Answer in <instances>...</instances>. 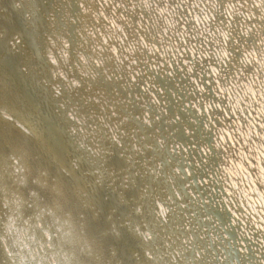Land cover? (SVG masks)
<instances>
[{"label":"bare ground","instance_id":"obj_1","mask_svg":"<svg viewBox=\"0 0 264 264\" xmlns=\"http://www.w3.org/2000/svg\"><path fill=\"white\" fill-rule=\"evenodd\" d=\"M166 1L49 0V8L53 12L45 16L46 7L40 6V0H0V183L6 186V193H9L7 197L1 196V202L8 203L11 191L18 196V199L14 198L8 206V211L14 215V219L5 216V220L0 221V254L1 252L4 254L2 257L8 264H31L32 260L33 264H56L57 254L63 256V252L58 253L55 248H50L54 240H48L49 245L46 241L41 242V234L44 239L47 238L46 224L41 228V233L32 227L33 217L47 208L54 209L58 214L53 224L56 237L70 234L73 239L82 243L87 242L89 248L97 246L91 234L85 232L79 225L80 215L72 214L53 202L48 193L43 192L41 197L29 201L22 195V190L29 188H48L61 199L51 189L47 176L42 171L52 173L53 163L65 157L69 147L60 138L62 133L64 138L68 136L76 138L74 132L67 131L69 124L62 120L61 111L67 109V112H70L68 111L70 109L80 114L78 110L83 103L86 104L89 115L95 119L97 127L106 131L97 132L93 141L87 142L93 145L92 148H96L94 153L101 149L105 154H109L104 160L105 169L100 180L109 186L110 192L98 208L107 211L112 207L122 216L123 209L127 207L130 222L138 223L141 231L149 230L151 234L150 240L143 241L135 229L131 227L130 232L120 225L122 234L132 248L129 253L132 264L231 262L230 259H223L220 263L219 258L214 260L213 245L224 244L219 240L215 227L211 225L207 211L202 209L198 199L192 197L190 186L186 184L187 179L174 172L175 162L167 159L161 147L163 142L159 136L163 139L167 137L183 139L187 126H190L185 122L191 120L190 114L185 111L179 112L182 118L177 119V123L168 120L178 114L175 109L181 105L171 103L168 98L161 96L163 102L160 110L163 111V107H167L169 111L163 116L162 122L160 121V129L150 128L143 137L139 135L137 138L138 130L131 131L128 121L121 116L126 107L118 105L116 101L128 95V91H133L134 94V88L125 83L124 79L131 80L135 74L132 59L142 58L145 61L143 53L139 50L141 47L147 51H155L159 61L164 60L168 72L170 63L173 62L176 66L175 62L180 59L185 64L187 74L190 75L191 66L181 54L184 53V49L200 64L201 58H205L204 71L212 78L210 87L217 98L198 99L207 118L203 124L211 126L213 146L218 156L215 155L208 161L205 146L201 144L203 156L200 158L202 165L200 170H204L208 180L201 175L194 176L206 184L208 191H214L217 201L229 212L230 217L236 218V236L238 239L247 240V243L238 240V250L243 258H247L245 251L248 247L253 250L250 255L252 262L261 264L264 260L262 241L264 215H261L264 213V23H260L264 17V3L257 4L256 0H223L221 4L223 20L213 22L212 11L219 7L215 0H176L174 5ZM180 5L184 6L187 20H190L189 32L185 30L183 24L186 19H181L182 13L178 12ZM76 6L82 12L80 18H76L78 15ZM139 7L145 14L138 11ZM124 10L133 12L134 15L130 16ZM233 15H237L235 20ZM71 17L77 20L73 21ZM51 18L52 22H49ZM132 21L139 28L137 31L134 30ZM175 25H178V29ZM234 28L236 34L242 36L252 34L254 41L253 46L241 44L239 57L233 64L232 76L225 78L218 71L227 57L229 33L225 29L233 31ZM197 36L200 37V41L196 40ZM14 37L15 45L11 42ZM49 40L55 44V48L51 49V61L47 55L50 48ZM60 40L66 42V47ZM232 41L237 45L236 38H231ZM61 52L64 55H60ZM76 58L79 63H76ZM209 58L215 64L208 62ZM91 61L96 62L98 68H106L118 75L119 81H116L119 83L106 80L107 77L93 78L91 76L93 73L88 67ZM159 61L156 63L158 67ZM143 74V78L132 82L139 86L141 82L151 83L153 75L144 72ZM75 75L87 78L91 76L90 83L81 86L85 94L75 95V88L71 87V84L64 83L63 79L59 80V76H65L68 80L74 81ZM196 76L198 77V73ZM220 76L223 77L222 80L219 79ZM161 78L166 80L162 75ZM190 80L199 91L202 89L191 75ZM206 82L208 83L207 80ZM167 91L172 95V91L175 92L176 89L171 87ZM91 94L94 95L95 101L88 99V95ZM133 96L145 107L141 93ZM148 97L152 100L151 110L160 111L157 99L150 92ZM219 97L223 98L222 105L218 103ZM103 104L109 106L113 104L111 108L116 114L101 121L96 111L99 109L104 112L110 109H100ZM193 106L198 108L196 104ZM210 106L220 109L221 117H217L218 124L209 117ZM127 108L131 112L130 116L134 109L129 105ZM142 111L144 114L142 119L147 122L144 119L146 110ZM1 114L11 116L13 121L1 117ZM212 115L216 118V114ZM80 121L84 119L80 118ZM17 123L27 126L29 132H22ZM116 128L119 129L117 132ZM111 134L114 136L116 134V141L110 144L105 137ZM81 137L80 135L78 139ZM118 140L121 141L120 144L117 143ZM46 141L57 145L54 149H48ZM76 142L83 143L82 140ZM23 145H26L25 150L20 148ZM129 146L134 149H130ZM142 149L145 150L141 151ZM140 153L149 157L147 162H141L142 166L137 165L140 162ZM9 156L21 160L31 172L24 168L13 170L9 164ZM34 160L40 163V172L37 171ZM194 160L193 158V163L196 164ZM73 170L78 173L80 166ZM184 171L187 175L185 169ZM39 175H42L46 182H37L35 179ZM177 178H180V182H176ZM59 180L63 186L86 191L91 202L94 190L99 186L98 182L94 184L83 177L78 184ZM0 190L1 193L4 191L1 186ZM79 196L86 199L82 191ZM151 199H154L153 204L157 203L159 209L161 204L165 207L161 205V209L157 211L160 216L155 213L159 220L151 215L147 206ZM170 199L174 201H170L172 209L166 211V205L169 204L167 201ZM63 203L65 204L64 201ZM131 207L135 209L132 210ZM153 211L156 212L154 208ZM191 217L198 220L199 227L196 222L189 220ZM9 218L12 230L6 231ZM13 220L18 228L12 223ZM35 225L39 227L40 223L37 221ZM255 230L258 231L254 233ZM29 241H35V246L30 247ZM251 242H257L258 245L255 246L257 248L251 246ZM259 245L262 246V252ZM9 247L18 251L23 249L24 254L9 251ZM195 251L200 252L196 257ZM143 253L149 256L144 257ZM83 254L91 263L94 262L92 252L91 258L87 251ZM233 262L234 260L232 264ZM244 264L250 263L244 261Z\"/></svg>","mask_w":264,"mask_h":264},{"label":"water","instance_id":"obj_2","mask_svg":"<svg viewBox=\"0 0 264 264\" xmlns=\"http://www.w3.org/2000/svg\"><path fill=\"white\" fill-rule=\"evenodd\" d=\"M175 1L176 0H167L166 2L168 4L174 5ZM215 1L217 2L219 7L217 10L212 11V21L213 22L222 21L223 15H222V10H221V4L223 0H215ZM40 2L42 3V5H44L41 0ZM76 9L78 12V15L76 16V18H80L81 10L78 8V6L76 7ZM138 9H139L138 11H140L142 14H145L142 8L139 7ZM178 12L180 14L182 13L180 17L181 19H186L183 24H184L185 30L189 32L188 27L191 23H190V20H187V14L184 9V6L182 7V5H180ZM122 13L124 16L129 17L124 12ZM128 13L130 16L134 15L133 12H128ZM71 18L73 21L77 20L74 17H71ZM236 18H237V15H233V19L235 20ZM49 21L52 22V20H49ZM260 23H264V17L262 18V20H260ZM178 25H175L176 29H178ZM132 26L135 31L139 29L135 26L133 21H132ZM78 27L80 29L79 22H78ZM225 31L229 33L228 38H227L228 39L227 42L229 44L226 50L227 57L224 60V63L222 64V66L220 67V70L218 71L222 73L221 76L227 78L228 76H232L233 64L236 63L235 60L237 57H239V53H240L239 50H240L241 44L245 46H248V44H251L253 46L254 38L252 37V34L250 33H248V35L246 36H242L241 34H236V28H234L233 31L232 30L228 31L226 29ZM231 38H236L237 45L235 44V41L231 42ZM199 39L200 37L197 36L196 40L200 41ZM54 42L55 40L53 39V43ZM207 42L208 44H210L208 40ZM143 48H141V50L143 51V56H145L147 62L150 61V57H152L154 60H157V55L156 53H154V51H152V53H148L147 50H144ZM181 54H183L182 56L184 57L186 63L188 62L191 66L190 75L194 77V79H196V82L202 86V89L200 91L198 88L194 86L192 81L189 79L190 75L187 74L185 70V64H183L180 59H177V61L175 62L176 66L173 62L170 63L169 61H167L171 65L170 72H168L163 59H161V64H164V65L161 68L159 67L153 68L152 66L153 63L149 62L150 65H146L143 61L141 60L137 61L136 58H134L135 65L132 67L136 71V73L133 75V78H135V80L139 79L140 77L143 78V75H144L143 72L148 73V74L151 73L153 75L152 82H151L152 84L150 82L148 84H145L143 82L140 83L144 89H141L139 85H136V83L132 82V80H129L127 78L124 79L125 83L127 82L128 85H132V87L135 90L134 91L135 94L141 93L143 95V101H144L145 107H143L142 104L139 103V100H137V98L133 96V91L131 92L128 91V95H124L123 99H118L116 103H118V105L121 104L122 106L126 107V109L122 111L121 116L125 120L128 121L131 131L138 130L136 131L137 132L136 138L139 135L143 137L146 134V131L150 130V128L152 130L154 128H156L155 130L160 129V121L162 122L163 116L167 115L169 111L167 107H163V111L160 110V108H162V102H163L162 101L163 99H161V96H165V98H168V101L171 103H177L178 105H181L180 108L178 106L177 109H175V112H178V114L176 116L168 118V120L170 119L172 122L177 123V119L182 118L179 112L185 111L187 114H190L191 120L185 121L186 123L188 122V124L190 125V126H187L186 128L188 134L184 132L185 135L183 136V139H175V138L169 139L168 137L163 139L162 136H159L160 140L163 142L161 147H163V149L167 152L168 154L167 159H169L170 162H175L173 166L176 169V171L179 172L181 177L186 178L184 168L187 170V175L190 181V182L187 181V183H189L188 185L191 184V186L189 187L191 190L190 192H192L193 195H195V198L198 199V202L201 204L202 209L207 211V213L209 214L208 216L210 218V221L212 222L211 225L215 227L216 234L219 237V240L221 239L225 243L223 247L219 248V251L215 250V253H214L215 261L219 258V263H220L223 261V259L225 260V257H226L227 259L230 258L231 260V262L227 264H232L233 260H234L233 264L235 263L244 264V261H248L250 264L251 263L256 264L255 262L251 261L250 255L251 253H253V250L246 247V251H245L246 254L245 253L244 254L245 256H247V258H243L242 257L243 255L237 251L238 250L237 246H239L238 240H240V242L245 241L244 243H247V240L245 238H239V239L237 238L236 233H235V230H236L235 225L237 223L236 218L234 217L235 219H232L230 217L229 212L225 210L222 207V205L217 201L215 192L212 190L208 191L206 188V184L197 179L198 175H201V176H204L206 180H208V176L204 172V170H200V167L202 166L200 164L201 163L200 158L201 156H203V153L200 150V145L203 144L205 146V149H206L205 152L207 153V155L205 154L204 155L206 156L208 161H211L215 157V155H217V152L215 151L214 146H213V139H212L213 132H212L211 126L209 127L208 125H206V123L205 125L203 124V122H205L204 120L207 118H205L204 110L202 109L200 99L198 98L216 99L217 97L216 98L214 97V93L212 92V89L210 87V85L212 84V78L210 74L206 75L204 71L206 69L205 68V63H206L205 58H201V64H200L197 62V60L194 57L189 56V54L187 53L185 49H184V53H181ZM53 55H54V58L56 59V56L54 53ZM210 60L212 59L209 58L208 62H212L213 64H215L213 61H210ZM76 61H77V58H76ZM76 63H79V62L77 61ZM153 65H156V64H153ZM88 67L89 69H91L90 72L93 73L91 75L93 76V78L101 76L100 78L106 79L107 77L106 80H111L114 83H119L118 75L114 74L113 72H109L106 68H102V69L98 68L99 66L93 64V61H92V64L90 62ZM196 73H198V77L196 76ZM161 75L164 76L166 80H161L162 79ZM91 76L87 78L84 76L75 75L73 76V79H75L74 81L68 80L67 78H65V76L64 77L59 76L60 77L59 80L63 79L65 82L71 84V87L75 88L74 94L76 95L77 92L80 93L82 91L81 86L89 82V79ZM221 76L219 78L220 80L223 79V77ZM206 80L208 81V83L206 82ZM171 87H175L176 89L175 92L172 91V95L169 93V91H167V89ZM127 88L130 89L129 87ZM148 91L151 92L153 97L157 99V102H158L157 106L160 111L153 112L151 110L152 106L150 105V103H152V100H150L148 97ZM82 93L85 94V91L83 90ZM88 99L94 100V95L93 94L88 95ZM222 100L223 98H220V97L218 98V103L221 105H222ZM110 103H111V100H110ZM193 104L197 105L198 107L197 110L195 109ZM128 105L131 106L132 109H134L133 113L130 116H129V113L131 112L127 108ZM111 106H113V104H111ZM86 108H87L86 104L83 103L81 109L78 110L79 113H82V115H84L85 114L84 110H86ZM105 108H109V107L106 104H103L102 108L100 109L105 110ZM142 110H146L145 111L146 115L144 119L147 122L143 121L142 119L144 115ZM68 111H70L68 113L71 115V117H67V109H63L62 113H63V117L67 119L69 123L71 124V127L73 126L72 131L75 132V131H80L83 129L89 130V132L92 134L85 133L84 138L81 140L92 139L95 136V133L92 131H95V129L93 128L91 130V128L87 126L88 123L91 125L94 124L92 120L85 119L81 123H79L78 121V124H74V120L76 121L79 120L77 117L78 114H75L70 109H68ZM110 111H112L113 113H110ZM101 112L103 111H99V114L102 120H105L107 117H111L112 114H116L113 108H110L109 111H104L103 114H101ZM212 113L216 114V118L213 117ZM208 114H209L210 119L214 121L215 124H218L217 117L218 116L221 117L220 109L214 108V106H210L208 110ZM1 117L7 120H10L8 118V115L5 116L1 114ZM76 126H78L79 128H77ZM19 129L27 132V129L25 127L19 126ZM97 129H98L97 130L98 132H102L105 130V129L101 130L98 127ZM118 130L119 129L116 128V132ZM168 133H166V135H169ZM105 138L108 141L115 140V138L111 136H108V138L107 137ZM136 138H135V141H136ZM72 142L76 144L73 138H72ZM120 142L121 141L118 140L119 144ZM145 143L147 145H152V143H148V142H145ZM153 143L156 144L155 142ZM175 143H177V145ZM84 145L85 143H83L81 147L78 148V150H76L73 147L68 148L67 158L71 164H75L81 159L83 163V165L80 168L81 174L84 177H86L88 181L90 179L92 180L90 182L94 184L97 182L99 183V186L94 190L92 202L88 199L86 191L79 189V188H68L61 184V181L59 179H63V180L67 179L66 180L67 182H70V183L75 182L73 184H78L81 180V175L77 173L76 171L73 170V171H70L69 174L64 175L61 171L54 168V163H53L52 173H49V174L55 179L54 184L56 186H59L62 189L61 190V198L63 199L62 201L65 200V202L69 205L70 209H72L73 211L81 212L83 214V217L80 219L83 230L87 233H90L91 237L95 239L97 244H100L102 248L103 246H105V248L102 249L101 253L95 258L93 264H132L129 259V253L131 252L132 248L129 246L126 238L122 234L120 225L128 229L130 232H131L130 227H132L133 229H135L136 233L139 235L140 238H149V237L151 238V234L149 233L150 231L149 230L141 231L138 223H134V225H130L128 217L126 218L125 216L124 217L120 216V214L118 212H115V209L112 207H109L107 211H103L98 208L102 205L104 199H106L109 196V192H110L109 186L101 183V180H100L101 173H104L103 170L105 169L104 160L107 159L106 157L109 154H105L101 149L99 150L98 153H94V150L96 148H92L93 145H87V144H86L87 148L83 150ZM111 147L113 146L111 145ZM143 150L145 149H142L141 151ZM176 153H180V154L184 153L186 159H188V162L187 161L183 162L182 156H179ZM169 154H174L173 159L170 157ZM193 158L195 159L194 161L197 162L196 164H198L199 167L198 166L195 167L196 164L195 165L193 164ZM139 159H140V162L137 165L142 166L140 165L141 162L142 161H144V163L147 162L149 160V157H146L140 153ZM178 159H180V161ZM90 162H92L93 164L91 165ZM38 164L40 163L36 160L35 165H38ZM151 172H153L152 168H151ZM194 174H197V177H195ZM77 176H78V180H75L74 177H77ZM69 177H72L71 180H69ZM214 188H216L215 185H214ZM81 191L83 192L86 199L80 198L79 193ZM96 194H98L97 198H99V201H96L97 199L95 197ZM153 200L154 199H151V201L147 202V206H149L150 208L151 215L155 217L157 220H159L160 218L156 217L155 213L159 216H160V213H157V209L155 207V204H153ZM170 201L174 202L171 199L167 201L169 202V204L166 205V211H169L170 209H172L170 205ZM81 202H83L84 204H82ZM153 208L156 212L153 211ZM131 209L134 210L135 208L131 207ZM127 212H128V209L127 207H125L123 209V215H127ZM189 220H192V222H196L198 224V225L196 224L197 227L200 226V223L194 217H191ZM109 222H111L114 226L111 227ZM257 231L258 230H255L254 233ZM145 232H147V234H145ZM209 232L210 231H208L207 233L209 234ZM262 241H264V239ZM250 245L254 246V248H257L255 246H257L258 243L251 242ZM92 247L93 246H90V249ZM213 248H214V245H213ZM63 249L66 252H69L71 254V256L68 259V264H92L89 260L85 259L82 255L76 254V244L74 242L66 243ZM259 250L260 252H262V246L260 245H259ZM199 253H200L199 251H195L194 257H196L197 254ZM2 256H4V254L1 252L0 264H8L3 259ZM249 257H250V260H248ZM261 264H264V260H262Z\"/></svg>","mask_w":264,"mask_h":264},{"label":"clouds","instance_id":"obj_3","mask_svg":"<svg viewBox=\"0 0 264 264\" xmlns=\"http://www.w3.org/2000/svg\"><path fill=\"white\" fill-rule=\"evenodd\" d=\"M256 3H257V4H259V3H264V0H256ZM48 43H49V45H50V48H49V50L47 51V55H48V59L51 61V60H52V51H51V49H52V48H55V44H53L51 40H49ZM61 44L64 45V46L66 47V42L61 41ZM60 55H64V53L61 52ZM261 215H264V213H262ZM9 221H10L9 224L6 226V230L11 231V230H12V229H11V218H9Z\"/></svg>","mask_w":264,"mask_h":264}]
</instances>
